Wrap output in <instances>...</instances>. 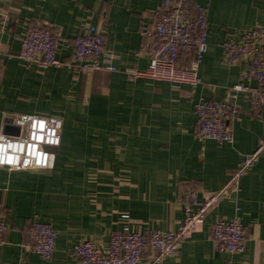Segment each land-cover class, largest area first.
Wrapping results in <instances>:
<instances>
[{
	"label": "crops",
	"instance_id": "1",
	"mask_svg": "<svg viewBox=\"0 0 264 264\" xmlns=\"http://www.w3.org/2000/svg\"><path fill=\"white\" fill-rule=\"evenodd\" d=\"M193 1L209 5L198 86L128 79L127 71L149 66L140 31L154 21L161 0H0V133L13 114L63 122L53 170L0 166V218L10 227L0 264H80L73 256L79 241L107 246L126 225L140 233L177 231L184 217L182 188L194 186L200 199L220 190L256 149L264 125L251 113L248 93L235 101L240 112L228 123L231 144L196 138L194 106L201 99L226 101L238 84L242 65L222 63V43L264 27V0ZM88 24L102 27L105 48L119 56L117 72L43 70L19 60L21 38L32 25L58 34L57 57L69 62L72 41ZM246 84L257 86L254 80ZM33 216L57 233L49 261L23 249L31 241L24 221ZM218 218L248 228L242 253L214 249L210 229ZM161 264H264V156L241 179V191L212 207L199 230Z\"/></svg>",
	"mask_w": 264,
	"mask_h": 264
},
{
	"label": "built area",
	"instance_id": "2",
	"mask_svg": "<svg viewBox=\"0 0 264 264\" xmlns=\"http://www.w3.org/2000/svg\"><path fill=\"white\" fill-rule=\"evenodd\" d=\"M208 10V4L201 5L193 0H161V7L154 21L142 25L140 31L143 40L141 53L148 56L149 66L146 71H127L128 79L135 81L145 77L174 85L201 84L198 71L208 49ZM105 40L101 26L88 24L72 41L71 60L61 61L57 57L60 36L52 33L46 26L32 25L21 38L18 58L26 65H35L43 70L51 67L56 69L69 67L83 74L96 71L117 72L114 62L119 56L105 48ZM222 63L226 66L242 65L239 82L229 92L226 101L201 99L195 104L197 115L195 136L199 141L231 144L234 141V134L228 123L239 115V107L235 104L238 93L249 94L250 111L259 115L264 125V27L256 25L246 29L241 32L238 40L226 39L222 43ZM250 80L256 81L257 86H248L246 83ZM26 116H35L45 121V129H33L32 121L24 119ZM54 121L60 122V127L56 130L58 144L46 142L49 130L55 128ZM6 124L19 127L20 133L19 136H13L2 132L0 136L4 139L0 140V143H23L25 151L20 154V160L15 166L6 163L0 166L11 171L54 169L56 150L61 144L63 128L61 119L13 114L6 117ZM33 133L45 139H32ZM29 145H34L37 152L47 154L48 159L37 165L36 158L32 157V166L24 167L23 161L28 155ZM262 156L264 130L256 149L244 156L241 166L230 172L227 183L220 190L204 192L200 199L194 186L185 185L181 197L184 217L177 231L152 230L140 233L126 225L111 235L107 246L90 240L79 241L74 246L73 256L80 264L163 263L168 257L177 254L182 244L199 230L212 207L224 198L241 191V179ZM124 218L127 219V216ZM9 229V225L0 218V245L4 244V235ZM23 229L29 232L31 237V241L23 245L25 253L37 254L45 261L51 260L55 254L57 240V233L52 225L33 216L25 219ZM247 234L248 228L237 219L228 221L218 218L210 229L214 249L230 254H239L246 249Z\"/></svg>",
	"mask_w": 264,
	"mask_h": 264
},
{
	"label": "clouds",
	"instance_id": "3",
	"mask_svg": "<svg viewBox=\"0 0 264 264\" xmlns=\"http://www.w3.org/2000/svg\"><path fill=\"white\" fill-rule=\"evenodd\" d=\"M25 120H31L32 124L31 127L33 129L43 130L45 129V121L38 119L35 116H26L24 117ZM55 128L49 130L48 132V139L46 142L48 143H59V137L56 136V130L60 127L59 121H54ZM4 138L0 136V140H3ZM32 139L35 140H41L45 139V137L40 136L36 133H33ZM11 150V151H9ZM25 151L24 144L23 143H16V142H8V143H0V164H9L12 166H15L17 162L20 160V154ZM32 157L36 158V164L40 165L43 164L47 159V154L39 153L35 150L34 145H29L28 149V155L25 157L23 161L24 167L32 166L33 160ZM54 159V157H52ZM50 166V165H49Z\"/></svg>",
	"mask_w": 264,
	"mask_h": 264
},
{
	"label": "water",
	"instance_id": "4",
	"mask_svg": "<svg viewBox=\"0 0 264 264\" xmlns=\"http://www.w3.org/2000/svg\"><path fill=\"white\" fill-rule=\"evenodd\" d=\"M4 133L8 135H13V136H19L20 128L13 127V126L6 124L4 127Z\"/></svg>",
	"mask_w": 264,
	"mask_h": 264
}]
</instances>
